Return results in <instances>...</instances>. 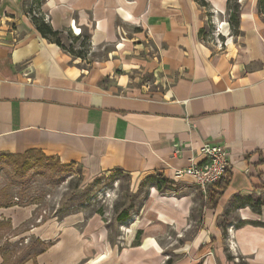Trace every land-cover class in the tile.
<instances>
[{"label": "crops", "instance_id": "1", "mask_svg": "<svg viewBox=\"0 0 264 264\" xmlns=\"http://www.w3.org/2000/svg\"><path fill=\"white\" fill-rule=\"evenodd\" d=\"M206 1L209 7L196 0H43L54 30L87 33L92 56L108 48L87 63L43 38L23 0H0V155L40 151L91 177L158 173L177 185L172 194L150 189L128 240L140 233V245L124 249V264H164L160 240L171 234L176 243L192 229L183 248L173 244L171 264H235L231 252L264 264V206L252 208L264 202V17L258 0H240L234 34L229 0ZM209 17L223 25L222 48ZM143 53L147 60L138 58ZM124 67L164 72L165 82L134 86L131 75L116 76ZM205 144L227 149L232 171L227 188L210 189L201 206L194 192L176 196L191 181H177L175 172ZM220 192L217 208L208 207ZM32 212L1 207L0 218L15 231ZM101 218L77 211L34 226L25 238L49 246L24 264L94 261L109 235Z\"/></svg>", "mask_w": 264, "mask_h": 264}, {"label": "rangeland", "instance_id": "2", "mask_svg": "<svg viewBox=\"0 0 264 264\" xmlns=\"http://www.w3.org/2000/svg\"><path fill=\"white\" fill-rule=\"evenodd\" d=\"M31 1L25 0L26 7H29ZM227 18L229 20L228 14ZM209 21L211 23L209 22L208 28L212 36L217 32V28L220 26L221 29L223 28V25H214L213 18ZM127 31L130 32L129 37H131L133 30L127 28ZM219 33L223 34V31L221 30ZM84 34L86 33L84 32ZM64 43L67 46L72 44L70 41ZM80 43L74 42L73 45L79 49ZM107 52L108 48L95 53L93 56L92 53L86 54L85 60L89 63L93 59H103L107 56ZM131 56H135L134 53ZM141 57L147 60L144 53L138 55L139 59ZM154 72L152 69L130 70V67H124V71L117 72L116 76L131 75L133 77L132 85L134 86L149 84L151 88L161 87L165 82L163 79L166 74L160 72L156 76ZM29 160L33 168L28 171L23 166L25 159L0 160V200L2 204H7L10 200L13 201V198L14 203H17V198H21L23 199L22 204L28 205L25 207L33 209L32 218L19 230H12L10 219L0 218V222H3L4 225L11 224L10 230L8 227L0 229V246L6 253L8 263H14L20 259L27 260L36 253L35 250L38 248L35 249V246L41 247L42 244L49 246L48 243H44L36 236L25 238L26 231L34 226H43L50 221L61 222L69 213L80 211L86 219L95 213H101V215H98L102 217L101 220L109 231L108 239L100 256H97L94 261L88 259L84 263L124 264L128 259L123 256L124 249L132 245L134 247L140 245V235L135 241L128 240L132 236L133 219L136 218L133 215L140 213L142 205L152 188L151 182H146L143 185L142 183L153 174L137 177L116 171L110 175L91 177L86 174L81 166L77 165L68 166L63 171H60L61 169L55 170L53 165H64L60 160L46 161L37 154L29 156ZM180 185H182V191L176 194L177 197L190 195L194 192L196 201H200L198 204L201 206L206 204L204 198H201L200 193L196 190V186L186 182H181ZM160 193L172 194L174 192L164 189V192ZM125 210L130 211L131 219L121 223L116 222L118 214ZM194 232L195 230L192 229L188 233L182 234V239L176 243L169 239L171 234L166 235L164 241L160 240L166 253L165 257L167 258V255H169L164 264H171L169 261L173 262L175 260L174 249L183 248L185 246L184 241L188 240ZM38 240L43 243H39ZM149 241H153V244L159 247L156 241L150 239ZM173 244H175V248ZM113 258H116L117 261H112ZM241 262L239 261L240 264Z\"/></svg>", "mask_w": 264, "mask_h": 264}, {"label": "trees", "instance_id": "3", "mask_svg": "<svg viewBox=\"0 0 264 264\" xmlns=\"http://www.w3.org/2000/svg\"><path fill=\"white\" fill-rule=\"evenodd\" d=\"M198 2V4H200L202 7H209V4L207 3L206 0H196ZM42 3L43 0H32L29 7H26V3L25 0H23V8L25 11V14L30 18V20L32 21V23L34 24L35 28L37 29V31L41 34V36L45 39H47L48 41H50L51 43L56 44L57 46H59L62 50L66 51L67 53H69L72 57L76 58V59H82L85 60L86 59V54L89 55V53H91L92 48H91V40H90V36L86 33L84 34L83 32L79 35V36H75L72 32V30H64V31H59V30H54V28L52 27L50 21H48L47 17L44 15V13L41 10L42 7ZM240 7L241 4L239 3V0H229L228 2V17H229V25L231 28V31L235 34L239 28V13H240ZM258 7H259V12L260 14L264 17V0H258ZM211 16V15H210ZM213 17V14L212 16ZM211 17L210 20H211ZM211 23V21H210ZM65 41H70L72 44L70 45H65ZM76 42H81L80 43V48H76L73 43ZM40 155L42 158H44L46 161H54L57 160L56 158H49L47 156H45L42 152L40 151H29L24 155H11V154H2L0 155V160H10V161H15V159H25L26 161L23 163V166L25 167V170H30L31 168H33L32 164H30L31 162H29V156H33V155ZM53 165V164H52ZM74 164H70V165H53V168L55 170L57 169H61L60 171H63L64 169H66L68 166H72ZM146 182H151L152 183V187H155L159 192H163L164 189H169V190H174L177 191V185L175 183H173L172 181L166 179L162 174H158L155 173L152 176L148 177L145 181H143L142 185ZM227 186L226 184L224 186H222L221 189H226ZM264 188V186H263ZM222 195V193H218L216 195H212L209 198V201L207 203L208 207L215 209L217 208L218 205V200L220 198V196ZM147 198V197H146ZM23 199L21 198H17V203H14V198L13 201L10 200L7 204H2L1 200H0V208H9V207H13V206H28V205H23ZM264 206V202H256L254 205H252V208H254V210H258L261 209ZM73 213V212H71ZM70 214V213H69ZM95 214H100L101 213H95ZM131 216V213L129 210H125L123 212H121L120 214H118V216L116 217V222L121 223L126 221L127 219H129ZM8 223V221H7ZM10 223V222H9ZM11 224H7L4 225L3 222H0V229L3 228H7L10 230L11 229ZM140 233L137 234V237H139ZM136 237V238H137ZM39 241V240H38ZM39 243H43L40 242ZM40 246H35V250L36 253H34L33 256H30L27 260L26 259H20L15 261L14 263H8L7 260V256L6 253L4 252V249L2 248V246H0V250L2 252L3 258H4V264H24L26 261H28L30 258H33L43 252L46 251V249L48 248V245L46 244H42L41 247ZM241 264H247V261L245 258H242L241 256H239ZM229 259L230 261H233L235 263V257L232 254H229ZM169 263H172L171 261H169ZM236 264V263H235Z\"/></svg>", "mask_w": 264, "mask_h": 264}, {"label": "built area", "instance_id": "4", "mask_svg": "<svg viewBox=\"0 0 264 264\" xmlns=\"http://www.w3.org/2000/svg\"><path fill=\"white\" fill-rule=\"evenodd\" d=\"M220 27L217 28V32L213 36L217 39L216 45L222 48L224 43L220 39V35L222 34L219 33L221 31ZM71 30L75 36H79L82 33L80 29L74 28ZM199 158H201V162L197 161ZM231 171L232 164L228 150L205 144L196 156L192 158L191 164L188 167L176 170L175 179L177 181L190 179L191 183L197 187L198 192L207 200L210 189H219L230 181ZM235 252L237 253L236 250ZM231 254L235 257V263L240 264L239 255L232 252Z\"/></svg>", "mask_w": 264, "mask_h": 264}]
</instances>
